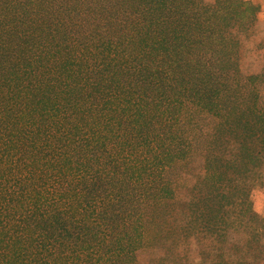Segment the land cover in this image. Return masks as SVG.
Returning <instances> with one entry per match:
<instances>
[{
  "label": "trees",
  "instance_id": "obj_1",
  "mask_svg": "<svg viewBox=\"0 0 264 264\" xmlns=\"http://www.w3.org/2000/svg\"><path fill=\"white\" fill-rule=\"evenodd\" d=\"M256 12L244 0H0V264H137L147 202L161 210L166 171L196 154L205 190L183 203L186 226L216 233L234 206L253 218L264 65L243 74L240 58ZM258 229L246 243L257 255Z\"/></svg>",
  "mask_w": 264,
  "mask_h": 264
},
{
  "label": "rangeland",
  "instance_id": "obj_2",
  "mask_svg": "<svg viewBox=\"0 0 264 264\" xmlns=\"http://www.w3.org/2000/svg\"><path fill=\"white\" fill-rule=\"evenodd\" d=\"M205 1L212 3L213 0ZM244 1L257 7V30L241 40V71L253 74L264 65V0ZM259 89L264 92L263 88ZM196 126L204 140L211 134L209 118L199 116ZM202 166V155L196 154L166 171L173 195L161 210L147 202L149 205L144 208L142 217L144 245L136 252L137 264H264V254H256V251L260 252L256 242L253 241V252L246 249V243L251 242L258 228L264 225V162L254 175L251 173L253 181L245 180L250 189L247 202L254 217L239 215V206H234L227 212L225 226L220 225L216 233L199 229L194 223L191 227L186 226V214L182 211L183 203H192L196 201L195 197H202L205 190L201 184ZM165 213L169 221L163 219ZM260 244L264 245V237Z\"/></svg>",
  "mask_w": 264,
  "mask_h": 264
}]
</instances>
